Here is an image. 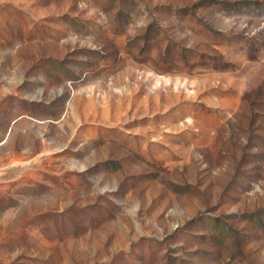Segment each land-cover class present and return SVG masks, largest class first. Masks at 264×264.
I'll use <instances>...</instances> for the list:
<instances>
[{
    "label": "rangeland",
    "instance_id": "374dc122",
    "mask_svg": "<svg viewBox=\"0 0 264 264\" xmlns=\"http://www.w3.org/2000/svg\"><path fill=\"white\" fill-rule=\"evenodd\" d=\"M0 264H264V0H0Z\"/></svg>",
    "mask_w": 264,
    "mask_h": 264
}]
</instances>
